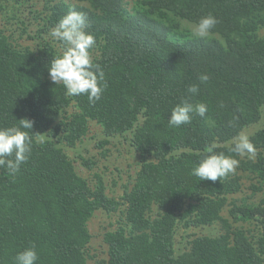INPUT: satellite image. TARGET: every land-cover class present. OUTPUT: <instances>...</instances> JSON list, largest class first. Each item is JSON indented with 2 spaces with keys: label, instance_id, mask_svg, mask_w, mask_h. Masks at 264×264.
Masks as SVG:
<instances>
[{
  "label": "trees",
  "instance_id": "trees-1",
  "mask_svg": "<svg viewBox=\"0 0 264 264\" xmlns=\"http://www.w3.org/2000/svg\"><path fill=\"white\" fill-rule=\"evenodd\" d=\"M13 2L29 9L20 22L33 44L0 28V128L31 120L32 130H21L33 145L14 176L0 167V264H15L33 245L36 264H88V224L98 211L120 214L100 264H264V128L249 136L254 158L230 151L263 118L264 0H2L0 9ZM70 11L86 15L96 39L90 55L107 88L95 104L66 96L48 73L64 51L49 31ZM208 14L219 23L206 38L185 27ZM182 101L207 111L172 127ZM91 122L103 131L101 147L122 138L145 158L119 198L98 174L91 185L66 153ZM209 148L239 161L222 181L192 174ZM83 164L92 170L95 162ZM244 175L252 198H235ZM215 225L216 236L193 231ZM180 228L185 250L177 252Z\"/></svg>",
  "mask_w": 264,
  "mask_h": 264
},
{
  "label": "clouds",
  "instance_id": "clouds-1",
  "mask_svg": "<svg viewBox=\"0 0 264 264\" xmlns=\"http://www.w3.org/2000/svg\"><path fill=\"white\" fill-rule=\"evenodd\" d=\"M218 23L212 14L203 16L193 29V35L200 39L206 38ZM88 26L86 15L70 11L50 29L49 35L63 44L64 51L61 56L53 58L47 68L51 81L55 85L63 84L66 96L87 95L88 101L95 104L107 88V83L103 69L92 62L90 50L94 48L96 39L86 31ZM208 80L207 74L200 76L202 83ZM188 91L197 94L199 88L193 85ZM206 111L207 105L204 103L194 106L188 101H182L172 110L168 123L172 127H179L191 122V113L195 112L203 117ZM32 128L33 122L27 118L20 119L19 127L0 128V167H5L10 175L18 173L31 154L33 140L21 129ZM234 140L235 146L230 151L254 158L256 149L247 135L240 133ZM238 164L237 159L223 153L214 154L213 149L209 148L208 154L192 169V174L201 181H222V178L235 172ZM37 260L38 254L33 245L16 255L15 264H36Z\"/></svg>",
  "mask_w": 264,
  "mask_h": 264
},
{
  "label": "rangeland",
  "instance_id": "rangeland-1",
  "mask_svg": "<svg viewBox=\"0 0 264 264\" xmlns=\"http://www.w3.org/2000/svg\"><path fill=\"white\" fill-rule=\"evenodd\" d=\"M66 3L76 5L77 0H62ZM133 1V0H128ZM2 0H0V4ZM5 10L0 9V28H6L11 30L9 32L16 31L17 43L20 45H32L33 41L30 40L26 34L22 33L23 25L20 22L21 13L25 16L29 15V9H24L18 6L15 2L5 6ZM18 18V21L16 20ZM196 25L186 24L185 27L193 30ZM15 43V40L12 39ZM16 44V43H15ZM264 128V113L262 120L252 125L245 131V135L248 137L256 130ZM101 127L94 122L90 123L89 133L76 144L74 148H65L66 153L74 161L75 167L80 175L87 178L91 185L97 182V174L102 177L106 186L107 194L116 198L121 197L125 187H129L141 162L145 159L134 151L133 148L127 143H124L122 138L111 139L110 142L104 146H100L99 143L105 138L103 136ZM92 159L95 162L92 170H89L84 164L83 160ZM243 192L235 196V198L251 197L252 190L250 189L251 181L246 175L243 176ZM260 196V193L257 194ZM224 214L227 215L226 210ZM120 214H107L104 211H98L89 221L88 227L92 234V239L89 244V258L88 264H100L101 260L108 258V246L104 241V235L106 231L115 229L118 225ZM197 235H218L221 233V226L215 225L206 228H198L193 230ZM184 230L180 228L177 233L176 249L180 252L184 247L179 245V240L184 242L183 236Z\"/></svg>",
  "mask_w": 264,
  "mask_h": 264
}]
</instances>
